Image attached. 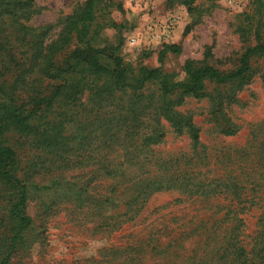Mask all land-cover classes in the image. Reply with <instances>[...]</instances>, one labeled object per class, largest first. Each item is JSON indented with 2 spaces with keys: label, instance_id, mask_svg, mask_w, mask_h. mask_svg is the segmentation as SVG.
<instances>
[{
  "label": "trees",
  "instance_id": "trees-1",
  "mask_svg": "<svg viewBox=\"0 0 264 264\" xmlns=\"http://www.w3.org/2000/svg\"><path fill=\"white\" fill-rule=\"evenodd\" d=\"M196 1L167 2L193 11ZM254 4L252 21L239 27L247 45L232 67L187 59L180 76L125 62L118 24L117 44L100 41L99 18L112 0H85L52 41V26L30 24L38 12L34 0H0V215L8 225L0 232V264L34 232L27 212L33 191L62 192L107 233L135 220L156 194L198 196L212 212L207 220L224 211L232 225L222 229L202 219L191 253L185 257V232L161 242L159 264H264V126L254 124L244 145L220 148L204 143L194 117L178 109L190 96L231 104L258 74L252 59L264 60V0ZM212 115L218 136H237L238 125L223 110ZM170 134L186 144L167 148ZM256 209L258 224L246 234Z\"/></svg>",
  "mask_w": 264,
  "mask_h": 264
},
{
  "label": "rangeland",
  "instance_id": "rangeland-1",
  "mask_svg": "<svg viewBox=\"0 0 264 264\" xmlns=\"http://www.w3.org/2000/svg\"><path fill=\"white\" fill-rule=\"evenodd\" d=\"M167 1L112 0V5L99 18L103 29L100 41L117 44L118 28L114 24H118L123 27L121 54L125 62L133 66L162 68L180 76L187 59H207L223 69L232 67V60L238 58L247 45L239 27L252 21L250 16L256 13L254 0H197L193 11L182 4L169 6ZM34 2L38 12L30 24L52 26L48 36V41H52L60 33L64 19L85 0ZM251 41L254 43L255 37ZM174 45L181 48L179 53L168 49ZM252 64L258 74L236 93L231 104L220 105L219 100L212 103L209 97L190 96L178 107L194 117L201 127L204 143L220 148L230 144L242 146L250 140L254 124L264 126V86L260 77L264 73V60L255 57ZM214 88L209 84L208 92L212 93ZM212 110H223L238 125L237 136L217 135ZM186 142L185 137L170 134L166 146L178 148ZM30 196L27 212L34 219V232L8 264H103L107 258L112 259L113 264H135L126 257L140 258L142 264H159L163 257L161 242L167 244L188 233L184 242L187 257L199 238L192 232L202 219L211 221L213 226L222 225V229H228L233 222L224 211L207 220L212 212L208 205L202 208L200 200L204 198L166 192L154 195L135 220L107 233L103 230L104 224H95L86 218L87 210L66 203L62 192L49 196L33 191ZM223 199H219L220 202ZM1 200L3 198L0 203ZM52 200L57 203L52 204ZM4 206H0V214ZM260 212L256 209V215L250 213L245 222L249 225L246 234L256 229ZM1 218L2 215L0 232L8 226Z\"/></svg>",
  "mask_w": 264,
  "mask_h": 264
}]
</instances>
